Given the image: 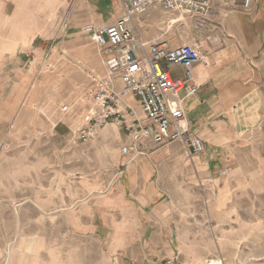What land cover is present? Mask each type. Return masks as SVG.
<instances>
[{"label": "rangeland", "instance_id": "rangeland-1", "mask_svg": "<svg viewBox=\"0 0 264 264\" xmlns=\"http://www.w3.org/2000/svg\"><path fill=\"white\" fill-rule=\"evenodd\" d=\"M69 16L67 11L65 18ZM46 29L35 31L34 43L20 48L19 61L10 63L0 78V264H178L181 257L174 259L172 250L180 255V241L181 250L197 256L213 243L227 257L264 264V220H254L264 216L261 202L245 208L250 214L241 223H223L218 236L201 222L209 198L203 192L191 191L187 198L184 190L171 189L161 196L175 199V218L178 209L182 217L187 215L180 236L172 223L151 239L154 227L128 220L132 196L122 195L128 166L124 158L133 155L125 156L121 149L130 132L109 123L87 142L78 138L77 130L93 108L85 95L93 75L101 74L82 62L76 67L81 75L74 73L69 53L60 45L78 36ZM57 50L66 57L54 61ZM104 60L106 65V56ZM173 165L166 162L162 171L168 187H173ZM233 224L237 227L230 229ZM196 230L193 239L189 231ZM143 231L142 239L132 237ZM206 232L209 236L204 237ZM208 255L206 264L214 259L225 264Z\"/></svg>", "mask_w": 264, "mask_h": 264}, {"label": "crops", "instance_id": "crops-1", "mask_svg": "<svg viewBox=\"0 0 264 264\" xmlns=\"http://www.w3.org/2000/svg\"><path fill=\"white\" fill-rule=\"evenodd\" d=\"M126 3L127 0H0V78L10 63L19 61L16 56L20 48L34 43L35 31L46 28L58 34L67 30L68 35L78 36L60 45L61 51L69 53L74 73L81 75L76 67L82 62L83 67L104 75L105 56L84 28L87 24L101 26L114 22L124 14ZM242 4L243 0H212L207 10L200 11L156 6L133 17L132 25L146 46L159 40L172 47L194 44L204 58L195 64L192 78L181 65L164 62L163 66L172 77L197 86L195 94L186 96L181 92L180 96L190 129L205 142V150L194 155L191 148L179 141L157 147L147 139L146 153L124 158L128 166L122 195L132 196L128 199L132 212L128 220L133 223L144 220V227H154L156 234L151 239L168 231L172 223L177 225L179 236L186 228V214L182 217L178 209L179 216L175 218V199H161L171 189L184 190L187 198L191 191L208 194L201 222L208 223L217 236L223 223H241L243 215L250 214L245 208L261 202L264 211V0H253L247 9ZM67 11L70 16L66 19ZM59 51L54 53V61L66 57ZM117 86H122L120 80ZM126 105L133 107L135 116H143L132 93L122 99L121 106ZM166 162L174 163L170 169L173 187L163 183ZM155 176L157 179L152 180ZM154 202L159 203L148 213L147 207ZM89 214L92 222V209ZM254 220L263 221L264 216L256 215ZM235 224L230 229H235ZM144 234L145 231L132 237L142 239ZM189 236L197 239V230L189 231ZM140 241L137 244L141 247ZM181 246L180 241V255L172 250L174 259L181 257L178 264H206L207 254L225 264H246L236 256L221 254L213 243L209 251L199 256L181 250ZM210 261L218 263L216 259Z\"/></svg>", "mask_w": 264, "mask_h": 264}, {"label": "built area", "instance_id": "built-area-1", "mask_svg": "<svg viewBox=\"0 0 264 264\" xmlns=\"http://www.w3.org/2000/svg\"><path fill=\"white\" fill-rule=\"evenodd\" d=\"M120 1V0H114ZM212 0H127L124 14L108 25L87 24L84 30L106 56V74L93 75L92 84L85 100L93 105L77 130L78 138L84 142L96 136L107 124H116L128 129L129 141L121 152L126 155L146 153L144 143L152 141L157 147L179 141L192 149L194 154L205 150V143L189 126L183 105L186 96L196 93L197 86L187 80L171 76L163 63L184 67L192 78L195 64L204 61L200 49L194 44L172 47L167 41L159 40L146 46L135 31L133 17L143 14L152 7L163 6L169 10H207ZM253 0H243L249 8ZM89 74H91L89 72ZM118 80L122 86L118 87ZM133 94L140 104L142 117L135 116L133 107L121 106L122 99Z\"/></svg>", "mask_w": 264, "mask_h": 264}]
</instances>
